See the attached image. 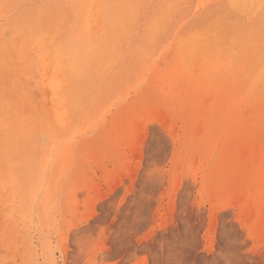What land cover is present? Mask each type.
I'll use <instances>...</instances> for the list:
<instances>
[{"label": "rangeland", "instance_id": "rangeland-1", "mask_svg": "<svg viewBox=\"0 0 264 264\" xmlns=\"http://www.w3.org/2000/svg\"><path fill=\"white\" fill-rule=\"evenodd\" d=\"M102 1L0 0V264H264V0Z\"/></svg>", "mask_w": 264, "mask_h": 264}, {"label": "bare ground", "instance_id": "bare-ground-1", "mask_svg": "<svg viewBox=\"0 0 264 264\" xmlns=\"http://www.w3.org/2000/svg\"><path fill=\"white\" fill-rule=\"evenodd\" d=\"M194 3V2H193ZM205 4H206V2H205ZM213 4V3H212ZM193 6V5H192ZM26 7V6H25ZM213 9V8H212ZM88 12H89V19H88V21H89V34L91 35V36H96L97 34H99L98 32H101V30L103 29V25H104V20H105V18H106V11H105V8H104V3H103V1L102 0H93V3H92V6L91 7H89L88 8ZM191 13V12H190ZM193 18V17H192ZM190 21V20H189ZM173 23V22H172ZM201 30V29H200ZM212 30H214V29H212ZM211 30V31H212ZM219 30V29H218ZM227 30V29H226ZM195 32V31H194ZM193 32V33H194ZM7 33V32H6ZM172 36V35H171ZM186 38H188V37H186ZM56 39V38H55ZM216 43V42H215ZM216 44H218V43H216ZM215 44V45H216ZM217 47V45L213 48V50L215 51V48ZM169 48V47H168ZM57 49V48H56ZM196 49V48H195ZM246 50V49H245ZM201 51V50H200ZM244 51V50H243ZM247 51V50H246ZM211 52V51H210ZM24 53H26L27 54V52H24ZM157 53V52H156ZM25 54V55H26ZM213 54V53H212ZM161 55V54H160ZM165 55V54H164ZM27 56V55H26ZM162 56V55H161ZM28 57V56H27ZM87 59V58H86ZM159 59V58H158ZM164 59V58H163ZM212 59V58H211ZM88 60V59H87ZM68 61V60H67ZM202 61V60H201ZM28 62V61H27ZM26 62V63H27ZM64 62V61H63ZM210 62V61H209ZM214 63L215 62H210V67L212 66V65H214ZM63 64V63H62ZM208 64V63H207ZM59 65H61V64H59ZM208 65V66H209ZM152 66H153V63H152ZM60 68H62L61 66H60ZM62 70V69H61ZM151 70V69H150ZM225 70V69H224ZM17 71V70H16ZM41 71V70H40ZM205 72H207V66H204L203 68H202V71H201V73L200 74H203V73H205ZM20 73V72H19ZM150 73V72H149ZM42 74V73H41ZM207 76V75H206ZM225 76V75H224ZM204 77V76H203ZM73 78V77H72ZM24 79V78H23ZM146 79V78H145ZM20 83V82H19ZM59 85L60 84H58V80L55 78V79H53V82H52V86H53V88H58L59 87ZM212 85H214L213 84V82H212ZM141 86V85H140ZM137 88V87H136ZM134 94V93H133ZM131 96V95H130ZM29 98V97H28ZM128 98V97H127ZM28 102V101H27ZM48 102V101H47ZM172 103V102H171ZM44 104V103H43ZM48 104V103H47ZM42 111H43V109H42ZM64 117H65V112H62L61 111V108H60V110H59V112H58V119L57 120H59L60 122H62L63 120H64ZM52 119V118H51ZM53 121V120H52ZM103 121V120H102ZM26 122V121H25ZM23 124V123H22ZM26 125V124H25ZM99 126H100V124H99ZM79 129V128H78ZM27 131H28V128L26 129ZM80 130V129H79ZM10 131H12V130H10ZM87 131V130H86ZM8 132V131H7ZM31 132H32V129H31ZM78 132V131H77ZM76 134V133H75ZM14 135V134H13ZM80 135V134H79ZM75 136V135H74ZM77 136V135H76ZM85 136V135H84ZM235 136V135H234ZM83 137V136H82ZM71 139V138H70ZM67 141V140H66ZM74 141V140H73ZM72 141V142H73ZM33 142V141H32ZM62 144H64V142L62 143ZM73 144V143H72ZM66 146H67V144H65ZM58 147V146H57ZM56 147V148H57ZM60 147H62V145L60 146ZM48 148V147H47ZM67 149V148H66ZM47 151V150H46ZM54 151H55V153H56V150H55V148H54ZM64 151V150H63ZM54 153V154H55ZM59 153V152H58ZM56 155V154H55ZM58 156H60V155H58ZM49 157V156H48ZM47 157V158H48ZM63 157H65V156H63ZM61 159V158H60ZM64 160V159H63ZM62 160V161H63ZM14 161H12V163H13ZM55 163V162H54ZM10 164V163H9ZM20 164V163H19ZM22 164V163H21ZM53 164V163H52ZM11 165V164H10ZM12 165H14V164H12ZM62 165H65V162H64V164H62ZM8 167V166H7ZM10 167V166H9ZM8 167V168H9ZM12 167V166H11ZM53 167V166H52ZM64 167V166H63ZM15 168V167H14ZM18 168V167H17ZM62 168V167H61ZM10 170H11V168H10ZM16 170V169H15ZM12 172V171H11ZM11 172H10V174H11ZM44 177H46V176H44ZM208 178V177H207ZM45 179V178H44ZM45 181V180H44ZM4 185V184H3ZM2 185V186H3ZM45 195H47V192H46V194ZM47 199V198H46ZM45 199V200H46ZM250 204H251V202H250ZM256 216V215H255ZM264 216V215H263ZM262 222V221H261ZM52 259V258H51ZM53 263V262H52Z\"/></svg>", "mask_w": 264, "mask_h": 264}]
</instances>
